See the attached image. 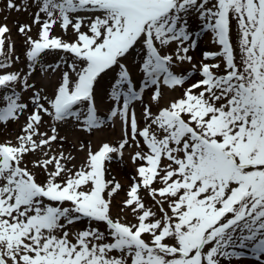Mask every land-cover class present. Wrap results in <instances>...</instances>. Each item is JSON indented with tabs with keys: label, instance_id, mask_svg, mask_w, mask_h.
Returning <instances> with one entry per match:
<instances>
[{
	"label": "snow or ice",
	"instance_id": "1",
	"mask_svg": "<svg viewBox=\"0 0 264 264\" xmlns=\"http://www.w3.org/2000/svg\"><path fill=\"white\" fill-rule=\"evenodd\" d=\"M33 3L38 38L17 27L24 75L7 71L20 58L0 24V126L25 118L15 142L0 143V264H233L244 250L264 264V0ZM28 7L6 0L8 11ZM57 26L74 39L53 36ZM201 33L217 50L194 62ZM53 52L59 60L45 62ZM37 70L58 74L51 95L30 82ZM165 90L182 95L162 104ZM45 116L50 135L40 131ZM116 122L115 144L72 145L87 149L82 164L71 152L50 155L67 140L60 127L91 136ZM133 147L135 174L117 201L124 186L110 165Z\"/></svg>",
	"mask_w": 264,
	"mask_h": 264
},
{
	"label": "rangeland",
	"instance_id": "2",
	"mask_svg": "<svg viewBox=\"0 0 264 264\" xmlns=\"http://www.w3.org/2000/svg\"><path fill=\"white\" fill-rule=\"evenodd\" d=\"M14 2L19 6H23L24 0H14ZM28 5H29L28 11H21V12L8 11L6 8V0H0V24H7V26L11 29V33H10L11 40L14 42V45H15L14 56H19V58H20L19 61H14L12 63V66L9 69H7V71L19 72L22 75L26 74L29 71L28 62L26 61V57H25V48L27 46L23 43L24 37H22L18 33L17 27L19 24L31 25L32 26V32L30 33V35L34 39L38 38V32H39V25L32 23L33 13L38 11V9L35 6V4L33 3V0H28ZM5 16L7 17L6 20L4 19ZM191 23H192L193 29L198 30L197 22L193 20V21H191ZM205 34L206 33H201L200 37L197 38L198 39L197 51L189 53L190 55L194 56V58H195L194 62H197L201 59L200 54L202 51H209L208 48H205L202 46ZM52 35L57 36V37H61L62 39L66 40V41H71L72 39H74V35L71 32H69L68 34H65L58 26L54 28ZM233 41L235 42V34H233ZM174 47H175V45H173V48ZM61 55H62V53H60V52L50 53L45 57V62L55 64V62H57L59 60V57ZM190 68H191L190 65L185 64L182 66H177L176 71L186 73L188 70H190ZM140 75H141L140 73H134L133 74L134 79L137 80L138 83L140 80ZM53 77H56L58 79V74L57 73H51L50 70H49V73H43L42 74L39 70H37L34 73L33 77L30 79V82L36 84L37 87H41V86L45 87L47 94L51 95L52 94V85L49 84V80L52 79ZM52 82L55 83V80H53ZM191 82H193L192 79H190L188 81V83H191ZM17 91L18 92L20 91L19 87L17 88ZM21 95L23 97L24 102L29 103V111H30L32 108V105L29 102L30 97L32 95L31 91H29L28 93L21 92ZM181 95H182V93L180 91L168 93V91L165 90V99L162 102V104H166L168 102V100L171 98H179ZM145 102L146 103L148 102V94L145 95ZM109 107H111L110 103H107V102L104 103L103 106L101 107L100 115L104 116ZM152 110H153V112L156 111V107L154 105L152 107ZM135 112H136L137 117L140 120V127L141 128L144 127V120L142 117V108L139 104H137V106L135 108ZM26 115H27V113L25 114V116ZM24 123H25V118L22 117L19 122H16V123L10 122L6 128H4L3 126H0V143L5 142V140H12L13 142H15L16 137L19 134H21V128H22ZM52 126H55V122L51 121L47 116H45L44 117V124L41 127L40 131L41 132L48 131L49 135H50L51 134L50 128ZM59 135L60 136H66L67 140L63 144L62 148H61L59 143H54L52 145L53 151L50 153V155L56 154L61 150H63L66 154L68 152H71L72 155L76 156V160L74 161V163L79 165V164H82L84 162L87 149H85L84 152H79L72 147L73 144H76L77 148H78L79 143L81 141H83V142L89 144L93 151H96L99 149V147L104 142H109V143L115 144L116 141H118L121 138V127H120V123L116 122L114 129L109 127L104 132H98V133H95L94 135H91V136L85 134L82 131L74 130L70 126L69 127H60L59 128ZM141 144L143 146L142 140H141ZM136 150L137 149L135 147H133L131 149L126 148L123 163L121 164L120 162L116 161L110 165L112 175H115L116 179L119 180L122 183V185L124 186V190L121 191L120 194L116 197L117 201H122L125 198V193H126L128 187H129V184H130L129 177L131 175L135 174V167L131 163L130 155L134 154V152ZM144 150H146V149H144ZM34 159H36L35 156L26 157L27 161H31ZM69 166H71V165H69ZM29 167L31 168V164H29ZM109 178H111V176H109ZM37 180H38V182H44L45 175L42 172H39L37 175ZM142 195L145 197V203L151 204V201L147 197L146 193L142 192ZM118 214L123 215V214L119 213L118 208H114L113 209V216L116 217ZM129 219H131V217H129ZM102 230H103V228H102ZM225 264H227V262H225ZM233 264H257V262L255 261V258L251 255V252L249 250H244V253H243L241 260L239 262H237L234 258Z\"/></svg>",
	"mask_w": 264,
	"mask_h": 264
},
{
	"label": "bare ground",
	"instance_id": "3",
	"mask_svg": "<svg viewBox=\"0 0 264 264\" xmlns=\"http://www.w3.org/2000/svg\"><path fill=\"white\" fill-rule=\"evenodd\" d=\"M211 33H206L203 40V47L208 48L209 51L217 50V46L211 42ZM202 58V57H201Z\"/></svg>",
	"mask_w": 264,
	"mask_h": 264
}]
</instances>
